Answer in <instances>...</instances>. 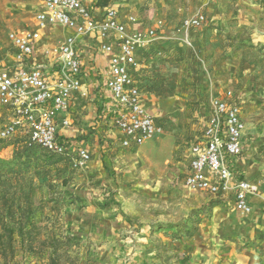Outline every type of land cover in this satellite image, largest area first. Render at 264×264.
Masks as SVG:
<instances>
[{
	"label": "rangeland",
	"instance_id": "obj_1",
	"mask_svg": "<svg viewBox=\"0 0 264 264\" xmlns=\"http://www.w3.org/2000/svg\"><path fill=\"white\" fill-rule=\"evenodd\" d=\"M170 1L172 5H187L188 2ZM242 1H255L259 9L263 10L258 14V17L261 15V20L256 24L250 27L249 24L241 22L237 25L236 21L239 18L233 17L226 18L225 21L211 18L204 27L197 30L200 35H204V41L215 42L219 46L224 43L229 47L228 52L225 49L223 52L219 50L221 59L216 61L217 70L216 67L214 70L210 69L208 61L200 57V50L188 40L184 42V36L178 33L186 10L184 13L179 11L177 16H172L170 19L166 17L165 23L161 22V33L157 32L155 40L162 43L161 52L152 50L153 53H148L144 57V61L157 63L155 80L148 81L149 89H155L160 98L167 97L169 96L167 94L178 89L184 102L191 108L187 115L177 116L174 126L165 129L163 133L171 137L172 145L178 146V153L175 152L177 155L188 149L186 142L190 140V133H200L201 125L194 124L199 115L193 112L201 110L200 117L203 116V112L209 109L210 102L216 99L215 96L227 90L226 86L230 85L233 87L230 89H236L234 93L242 94L244 100L253 88L256 87L258 91L264 88V45L260 44L262 40L264 41L261 35V30H264V0ZM206 7L207 5L204 6ZM209 30H214L215 33L208 35ZM172 43H180L175 51L169 48ZM203 52L202 57H205L208 51ZM224 53L230 57L237 56L239 61H228V56H223ZM178 66L181 72L179 78L176 76ZM212 72L219 76L218 79L215 74H211ZM256 104L263 107L264 112V97H261ZM7 121V114L0 107V128ZM112 127L114 128L113 125L110 126ZM94 128L99 130L98 127ZM106 130L109 129L103 127V131L107 132ZM81 140L83 141L75 140V144L69 139L65 141L74 158L77 149L85 146L90 153V162L100 153L104 160L99 168H90L86 165L76 169L68 161L59 160L58 163L25 173L19 178L0 175V196L1 193H5L8 198L15 196V206L19 203L21 207L26 206V197L30 198L33 211L30 216L27 214L25 216L32 217L39 227L46 226L44 231H40L39 239H45L49 233L72 239L66 248L69 259L62 257L60 264H133L136 246L129 245L131 248L128 250L129 246L125 245L122 236L130 235L125 233V230L119 233L118 226L124 221L130 225V220L134 218L144 220V218L157 217V209L161 210L163 219L171 220L151 222L148 231L151 244L159 248V264L190 263L188 254L191 248L188 240L193 233L191 231L197 229L199 215L204 216L205 219L209 218L210 209L222 200L212 199L214 196L201 192L187 194L175 190V187L181 184L180 178L175 179L173 185H163L165 182L162 177H158L160 174L158 170V176L155 179L151 177L152 184L146 183L145 178L148 179L149 176H144V172L142 174L144 177L133 178L128 172L129 162L121 160L123 148L118 147L115 140L108 138L104 142V137L100 138L102 150L94 139L86 134ZM16 146L14 139L0 141V160L9 161L15 158L18 155L16 152L18 146ZM170 147L167 148V159L172 155ZM260 148L263 149L261 154L264 157V144ZM149 162L150 166L147 164L146 168H150L151 164L157 167V162ZM18 199L20 202L17 201ZM183 202L191 204L199 202L206 205L185 214L183 208L180 210L182 205L180 203ZM18 215L19 213H16L13 218H8L5 213L1 215L0 212V221H10V219L18 221L22 219ZM175 221L177 222L174 224ZM115 232L119 234L111 235ZM14 241L12 250L6 249L3 252L0 247V264H49L48 251L23 253L17 244L18 240ZM245 248H247L246 244ZM154 259L157 263V256Z\"/></svg>",
	"mask_w": 264,
	"mask_h": 264
},
{
	"label": "crops",
	"instance_id": "obj_2",
	"mask_svg": "<svg viewBox=\"0 0 264 264\" xmlns=\"http://www.w3.org/2000/svg\"><path fill=\"white\" fill-rule=\"evenodd\" d=\"M80 1L88 6L95 20H98L100 15L107 9L116 10L119 20L125 24L128 33H145L152 29L157 30L159 33L161 31V26H158L159 22L165 23L166 17L170 19L172 16H177L179 11L184 13V10L187 13L184 14L183 19L191 17L197 12H202L207 17L208 22L211 18L225 21L226 18L233 17L239 18L236 21L237 25L245 22L250 27L256 24L258 20H261V15L258 17V14L263 12L255 1L242 0H176L178 2L188 1L186 2L187 5H172L170 0H108L105 7H96V0ZM41 2L42 0H0V67H11L15 61V51L8 41L10 33L20 34L25 31H38L35 15L41 9ZM205 5H207L206 8H204ZM129 17L133 18L134 22H129ZM236 22L234 23L236 24ZM178 33L180 36H184V42L187 39L200 50V57L208 61L210 69L214 70L216 67L215 70H217L218 62L216 61L221 59L219 50L221 52L224 51L223 49L226 52L229 50L226 44L221 43L222 45L219 46L215 42L204 41V35H200L194 29L190 30L188 35H184L179 30ZM214 33V30L207 32L208 35ZM261 33L263 36L261 37L264 39V30H261ZM39 34L40 39L36 43L31 56L26 59L25 64L27 68H40L45 77L53 79L58 70L56 58H54L55 56L45 57L44 51L61 45L72 34V31L61 26H49L39 31ZM260 44L264 45V41L262 40ZM99 45L100 40L92 36L77 40L76 51L81 65V91L86 93V97L82 98L79 95H75L72 98L69 112L58 115V134L60 138L69 139L74 144L75 140L82 142L83 140L81 139L86 134L93 138L97 143L96 145L99 146L101 144L100 138L104 137V142L108 138H112V140L116 141V145L122 148L120 146L122 138L120 133L115 127L110 128L113 125L117 109L107 89L110 55L101 53ZM179 45L180 43H172L169 48L175 51ZM161 48L162 43L156 41L147 50L137 52L136 57L140 64L138 84L142 91V105L156 119L157 123L163 127L164 133V131L174 126L177 116L187 115L190 113L191 108L184 102L183 96L178 89H175L171 94H167L169 96L162 98L157 96L155 89H149L148 81L155 80L157 63L144 61V57L148 53L158 52ZM152 50L154 51L152 52ZM203 50L204 52L208 51L205 57H202ZM223 56H228V61H239L235 55L230 57L227 53H224ZM179 68L178 66L176 70ZM152 71L154 72L152 73ZM180 74L179 69L176 76L179 78ZM211 74L216 76L214 72ZM216 77L218 79L219 76L217 75ZM230 87V85L226 86L227 90L225 92L215 96L216 99H222L227 92H231L233 102L240 108L241 119L244 123V131L241 138L242 154L237 159L229 161L230 168L237 179H245L251 182L257 181L264 178V157L261 154L263 149H259L264 144V112L263 107H259L256 103L261 97H264V88L262 91H258L256 87L253 88L249 96L244 100L242 94H235L234 90L236 91V89L233 90ZM244 96L246 97L247 95ZM200 112L201 110L193 112V114L199 115L198 118L196 117L195 120L197 121L194 124L201 125L200 133H190V140L186 142L188 149L178 155L175 154V152L178 153V146L172 145L171 137L163 133L138 148H123L121 160L122 162H129L128 172L130 176L138 178L139 176L144 177L147 175L149 177L148 179L145 178L146 183L152 184L151 177L155 179L158 176V170L160 171L158 177H162L165 182L163 185H173L176 182L175 179L180 178L181 184L175 187V190L190 194L191 192L188 193L189 191L183 185V179L188 168L189 149L200 138L207 123L209 109H207V112H203L201 117L202 113ZM64 118L69 120L70 126L68 128L61 127V121ZM183 119L189 122L185 118ZM193 122L195 121L193 120ZM94 127H98L99 130ZM103 127L109 130L104 132ZM260 143L261 145L259 146ZM169 147L172 155L170 159H167V148ZM83 149H86V146ZM100 149L102 150L101 146ZM102 160L104 158L99 153L93 161L88 162L87 167L99 168L103 162ZM149 161H152V163L157 162V167L151 164L150 168H146L147 164L150 163ZM89 163L91 164L89 165ZM213 198L220 199L222 202L210 209L209 218L205 219L204 216L200 217L199 215L198 218L201 220L197 221L199 222L197 229H194L188 240L191 248L190 254H188L190 257V263L188 264H264V184L259 186L255 195L248 197L252 211L245 217H241L234 209L231 193L224 197L214 196ZM180 204H182L180 210L183 208L185 214L206 205V203L199 202L193 204L183 202ZM157 215V217L144 218V220L134 218L130 220L131 226L126 224V221L118 226V229H120L119 233L125 230V233L130 235L128 237L122 236L125 245L132 246L134 244L136 246L134 251L136 254L132 260L133 264H159V248L151 244L148 231L151 227V222L160 223L162 221L170 222L171 220L163 219L159 209H157ZM118 232L111 233V235L119 234ZM161 236L159 235V237ZM245 244L247 248H245ZM131 246L128 247V250H130ZM156 256L157 263H155L154 259Z\"/></svg>",
	"mask_w": 264,
	"mask_h": 264
},
{
	"label": "built area",
	"instance_id": "obj_3",
	"mask_svg": "<svg viewBox=\"0 0 264 264\" xmlns=\"http://www.w3.org/2000/svg\"><path fill=\"white\" fill-rule=\"evenodd\" d=\"M35 21L38 31L8 35L15 61L11 67H0V107L8 116L0 128V141L21 140L26 148L40 147L68 157L76 169L87 165L89 152L80 148L76 158L73 157L67 142L58 134L57 117L69 112L75 95L86 97L81 91L76 43L88 36L100 40V52L110 55L107 89L117 107L113 125L122 137L120 146L138 148L163 133V127L142 105V91L136 79L140 69L137 52L153 45L157 30L128 33L116 10L107 9L95 20L80 0H42ZM128 21L134 22V19L129 17ZM207 23V17L197 12L182 21L180 31L188 35L190 30L201 29ZM49 26L72 31L61 45L44 51L45 57L56 58L58 70L53 79L45 77L40 68H27L25 64L40 39L39 31ZM69 126V120L64 118L61 127ZM243 131L240 108L233 102L232 93L213 99L202 134L190 146L183 179L189 192L219 197L231 193L234 209L241 217L251 213L248 197L255 195L264 184V178L252 182L237 179L230 168L229 161L242 154Z\"/></svg>",
	"mask_w": 264,
	"mask_h": 264
},
{
	"label": "trees",
	"instance_id": "obj_4",
	"mask_svg": "<svg viewBox=\"0 0 264 264\" xmlns=\"http://www.w3.org/2000/svg\"><path fill=\"white\" fill-rule=\"evenodd\" d=\"M107 3L108 0H96L95 6L105 7ZM136 79L139 81L138 76ZM14 142L17 143L18 146V148H16L18 155L9 161L0 160V175L8 178H19L25 175V173L34 172L39 168L58 163L59 160H65L71 164V160L68 157L55 155L40 147L26 148L23 146V141L21 140H14ZM6 196L5 193H1V215L5 213L8 218H13L16 213H19L18 216H21L22 219L18 221H13L12 219H10V221H0V247L2 251L4 252L6 249L12 250V246L15 242L14 240H18L17 244L19 245L20 251L23 253H42L48 251L49 264H60V260L64 256L68 260L69 256H67L66 248L72 239L57 237L55 233H49L48 237L45 239H39L40 231H44L46 226L39 227V225L34 223L32 217L27 218L33 211L30 198L26 197L27 204L25 207H21L19 203L15 206V196L10 198ZM17 201L20 202V199ZM26 214L27 216H25Z\"/></svg>",
	"mask_w": 264,
	"mask_h": 264
}]
</instances>
